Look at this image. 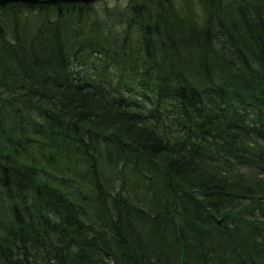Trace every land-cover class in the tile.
<instances>
[{"label":"trees","instance_id":"16d2710c","mask_svg":"<svg viewBox=\"0 0 264 264\" xmlns=\"http://www.w3.org/2000/svg\"><path fill=\"white\" fill-rule=\"evenodd\" d=\"M0 204V264H264V0L0 6Z\"/></svg>","mask_w":264,"mask_h":264},{"label":"water","instance_id":"95a60500","mask_svg":"<svg viewBox=\"0 0 264 264\" xmlns=\"http://www.w3.org/2000/svg\"><path fill=\"white\" fill-rule=\"evenodd\" d=\"M24 2V3H29V4H58V3H76V2H83L86 4L93 3L97 0H0V6H6L8 3L11 2Z\"/></svg>","mask_w":264,"mask_h":264},{"label":"rangeland","instance_id":"374dc122","mask_svg":"<svg viewBox=\"0 0 264 264\" xmlns=\"http://www.w3.org/2000/svg\"><path fill=\"white\" fill-rule=\"evenodd\" d=\"M128 0H100L96 3H108V4H111V5H115V4H119V5H125L127 3ZM3 20H6L3 19ZM60 168V167H59ZM49 170L52 172V176H48L50 179H52L53 181L57 182V178L56 175H63L62 173H60L57 168H55L54 166L50 167ZM66 175V174H65ZM77 186V182L75 183H72V188H76ZM0 209H1V212H3V208H2V205L0 204Z\"/></svg>","mask_w":264,"mask_h":264},{"label":"bare ground","instance_id":"6f19581e","mask_svg":"<svg viewBox=\"0 0 264 264\" xmlns=\"http://www.w3.org/2000/svg\"><path fill=\"white\" fill-rule=\"evenodd\" d=\"M98 1H100V0H97V1H95V2H98Z\"/></svg>","mask_w":264,"mask_h":264}]
</instances>
